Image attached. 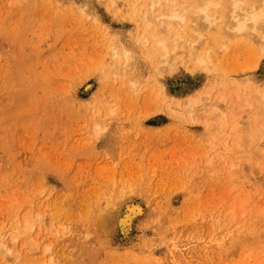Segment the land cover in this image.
I'll use <instances>...</instances> for the list:
<instances>
[{
	"label": "rangeland",
	"instance_id": "374dc122",
	"mask_svg": "<svg viewBox=\"0 0 264 264\" xmlns=\"http://www.w3.org/2000/svg\"><path fill=\"white\" fill-rule=\"evenodd\" d=\"M113 1L0 0V264H264V36L160 65Z\"/></svg>",
	"mask_w": 264,
	"mask_h": 264
},
{
	"label": "bare ground",
	"instance_id": "6f19581e",
	"mask_svg": "<svg viewBox=\"0 0 264 264\" xmlns=\"http://www.w3.org/2000/svg\"><path fill=\"white\" fill-rule=\"evenodd\" d=\"M130 1L131 2L133 1L131 4L132 10L134 11L133 13L135 15H137L138 17H141V18L146 20V23L145 24L143 23L144 25H142V26H144V30L151 28V30L149 32L143 31V33H141V35H139L137 42L142 44V46L144 48L143 50L146 49L149 52V53H147L151 57V58L150 57L149 58L150 59L153 58L154 61L157 63H160V65H161V63L162 64L169 63L168 61H170L172 56L174 57L177 50H180V52H181V50L184 49L183 50V51H185L184 53L187 54L188 56H190L194 65H196V66L200 65V67H201V65H204L206 63V61H211L210 59L212 57L215 58V61H216V58L218 56L222 55L224 57V52L227 48V42H230L233 40V42H235V44L237 43V45H239V43H240V46H241V43L244 42V40H251V39L254 40V38H255L254 41L258 44L260 41H262L263 36H264V0H130ZM109 4L113 5L114 1L109 0ZM188 18L190 19V21H188ZM153 21H156L157 24H153L154 23ZM187 21H188V23H187ZM143 22H145V21H143ZM189 24H190V26H191V24L193 25V27L195 26V28H193L192 31L190 30L191 32L189 31L190 33H192V32L195 33L194 39H190V38L186 39V37L184 38V36L181 33L184 31V28L186 26H188ZM174 28H178L179 30L176 31ZM203 29L216 31L215 32L216 36H215V38L213 37L215 39L213 44L210 43L211 39H213V38H207L208 36L206 37V35L208 33H206V30H203ZM200 31L205 33V36H203L202 35L203 33H201ZM213 31H211V32H213ZM202 36L204 37L205 42H203ZM246 42L247 41H245V44L247 45L248 42L247 43ZM202 44L204 46L206 45L204 47L203 53L198 51V47L202 46ZM231 44H232V42H231ZM211 45H213V46L211 47ZM126 47L120 46V54H118L116 51H112V52H114L113 53L114 56H112V57L116 58V56H119V55L122 56V58L124 59V67L127 64L129 56L132 54V51L130 49H128L129 47H127V48ZM234 47H236V46H234ZM231 48L232 49H230V50H233V46ZM180 52H178V53H180ZM204 53H205V56H204ZM224 58H226V57H224ZM191 60H190V62H191ZM219 60H220V58H219ZM254 60L256 61V59H254ZM220 65H221V63H220ZM164 67H163V69H165ZM166 67H168V64ZM88 87L89 86H87L85 89H87ZM220 87H221V85H220ZM237 87H236V89H237ZM157 88H158V86H157ZM226 88H227V86H226ZM228 88H227V90H228ZM157 90H158L157 92L161 91L159 89H157ZM205 90H204V92H205ZM225 90H223V91L226 92ZM228 92L225 94L226 97H228L227 95L231 94L230 93L231 91H228ZM217 94H218V90H217ZM212 95H213V98L215 99V97H214L215 95L214 94H212ZM225 95H224V93H222L221 95H219L217 100L224 101L226 99ZM241 95L238 93L234 94L235 98H238ZM157 97L159 98V96H157ZM161 97H162V95H161ZM260 97L263 99L262 101H264V98L262 97V95H260ZM246 98H247V95H246ZM256 99H257V97H255V96L252 97L253 101L254 100L256 101ZM171 100L172 99H170V102H171ZM258 100L256 101V103H258ZM215 102H218V101H215ZM248 103H249L248 105L251 106L250 100H248ZM216 104L219 105L220 102L216 103ZM216 104L214 103L215 108H217ZM182 107L184 110L185 106H182ZM257 107H259L258 104H257ZM164 109H165V107H164ZM169 109L171 111H174L173 109L170 108V106H169ZM251 110H253V109H251ZM251 110H248V111H251ZM216 113H218V112H216ZM207 115H209V114H207ZM204 118H205V116H204ZM187 119H188V116H187ZM192 122H194V121H192ZM206 122H207V120H206ZM208 126H210V125H208ZM207 130H208V128H207ZM250 132L251 131H248L247 133H250ZM212 135H215V134H212ZM249 135H252V134L250 133ZM211 137L212 136H210V139H211ZM249 137H251V139L254 140L253 139L254 135L249 136ZM196 146H198L196 148L199 149L200 145L196 144ZM206 151H204L205 155H206V153L207 154L209 153ZM262 153L263 152H260V154H262ZM211 156H213V155H211ZM202 158H203V156H202ZM203 159H206V158H203ZM212 160H214V159L212 158ZM203 164H204V162H203ZM129 198L127 199L128 201H124L123 199L120 201L119 205H121V207H120L121 209H120V211L116 212L113 215V217H111V219L113 220L114 223L112 222V220H111L112 223H110L111 225L112 224L115 225V228L118 231V233H120V235L122 234V237L125 239H127V237H128V232H129L132 220L135 217L142 214V208H141L142 206H140V204H138L137 202H134L133 200H129ZM261 210H262V214H264L262 208H261ZM27 216H29V215H27ZM110 216H112V214ZM28 219H30V218H25V220H24L25 225L23 226V230H22V231H24V233H25V230H27L30 226V223H27ZM108 221H109V219H108ZM245 222H247V221H245ZM240 223H242V222H240ZM262 228H264V226ZM246 230H249V228L246 227L245 231ZM229 235H230V233H229ZM229 235H227V236H229ZM255 236H256V229L254 228L253 232H250V234L245 233L241 237H245L246 239L245 238L243 239L245 241V240L249 239L250 237L252 238ZM122 242H124V241H122ZM119 243H121V242H119ZM0 251H2L3 253L6 251V254L10 252V250L4 249V247L1 245H0ZM240 252H238V253H240ZM254 252H256V250H254ZM261 252H264V251L261 250ZM2 256H4V255H2ZM249 256L251 257V255H249ZM255 256L257 257L256 254H254V258H255ZM252 257H253V255H252ZM262 258H263V254H262ZM246 260H247L246 261L247 263L250 262V260H248V259H246ZM256 261L257 260H255V262ZM232 262L233 261H231V263ZM255 262L254 263L251 262V263L255 264ZM251 263H249V264H251ZM258 263H260V262H258ZM235 264H236V262H235Z\"/></svg>",
	"mask_w": 264,
	"mask_h": 264
}]
</instances>
